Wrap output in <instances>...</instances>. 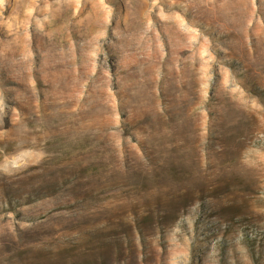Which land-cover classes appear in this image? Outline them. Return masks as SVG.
I'll use <instances>...</instances> for the list:
<instances>
[{
  "label": "rangeland",
  "instance_id": "374dc122",
  "mask_svg": "<svg viewBox=\"0 0 264 264\" xmlns=\"http://www.w3.org/2000/svg\"><path fill=\"white\" fill-rule=\"evenodd\" d=\"M0 264H264V0H0Z\"/></svg>",
  "mask_w": 264,
  "mask_h": 264
}]
</instances>
